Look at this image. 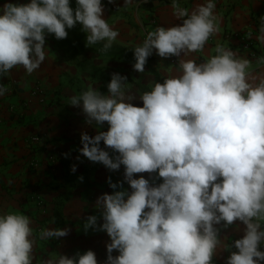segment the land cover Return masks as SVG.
I'll return each mask as SVG.
<instances>
[{
    "label": "clouds",
    "instance_id": "obj_1",
    "mask_svg": "<svg viewBox=\"0 0 264 264\" xmlns=\"http://www.w3.org/2000/svg\"><path fill=\"white\" fill-rule=\"evenodd\" d=\"M113 3L114 0H108ZM125 5L132 0H124ZM30 0L0 7V77L22 66L27 74L46 60V36L57 40L82 26L88 45L112 47L119 32L103 18V0ZM214 0L191 13L173 0L180 26L149 32L134 49L135 71L143 73L148 58L181 57L204 48L218 28ZM258 40L264 42V18ZM206 63L179 59L182 75L155 83L141 95L143 107L126 94L127 77L114 73L108 94L89 89L70 98L81 108L94 137L81 133L80 154L111 171L124 167L131 189L103 194L96 208L103 220L89 216L84 230L105 232V264H212L220 248V228L239 221L244 235L230 247L226 264H264V80H247L250 62L231 50L217 48ZM8 89L0 84V96ZM117 153L115 157L101 147ZM67 157V154H66ZM77 170L72 166V172ZM158 173L163 183L152 186L144 176ZM81 181L83 177H80ZM147 209V211H146ZM31 220L22 214L0 215V264H33ZM69 229H49L42 238L66 237ZM229 246H225L228 250ZM119 253L113 256L112 253ZM47 264H98L88 250L72 257L60 255Z\"/></svg>",
    "mask_w": 264,
    "mask_h": 264
},
{
    "label": "crops",
    "instance_id": "obj_2",
    "mask_svg": "<svg viewBox=\"0 0 264 264\" xmlns=\"http://www.w3.org/2000/svg\"><path fill=\"white\" fill-rule=\"evenodd\" d=\"M6 2L25 4L30 0H0V7ZM214 2L218 31L210 36L204 48L186 56L181 54L179 58H161L154 50L143 73L133 68L134 49L143 45L149 32L183 23L174 14L173 0H132L127 5L124 0H114L110 8L109 2H103V18L119 32L110 49L105 51V42H99L88 45L86 52L69 55L47 35L46 60L38 70L29 75L22 66H17L0 77V84L8 89L0 96V215L16 213L31 220L33 264H47L49 260H58L60 255L72 257L88 250L96 254L98 264H105L110 238L98 230L86 232L84 224L92 215L98 217V224L103 223L96 201L103 194H113L109 179L122 184L115 191L131 192L124 182L123 166L111 171L80 154L81 133L94 137L98 131H108L109 126L107 122L99 129L87 125L82 109L70 105L72 96L90 88L108 94L112 75L119 73L127 77L125 91L135 97L131 101L133 106L143 107L140 97L150 92L155 83L162 84L166 79L182 75L179 59L206 63L218 54V47L250 62L247 80L254 87L264 80V42L258 40L264 0ZM176 3L191 13L206 0H176ZM244 42L249 50L243 49ZM36 89L42 90V95H33ZM33 137H38L40 142L31 143ZM101 147L110 156L117 155L103 142ZM50 157L54 158L51 162ZM31 161L34 165H30ZM73 165L77 168L75 173ZM140 176L152 186L163 183L158 173L134 174V178ZM35 197L43 201L42 209L36 206ZM259 223L264 229V220ZM217 227L222 244L212 264H226L231 252L237 251L230 246L243 237L245 226L237 221L227 228ZM49 229H69V234L59 239L42 238V233ZM225 246H229L228 250ZM260 250L264 251V244ZM112 255L119 253L114 251Z\"/></svg>",
    "mask_w": 264,
    "mask_h": 264
},
{
    "label": "trees",
    "instance_id": "obj_3",
    "mask_svg": "<svg viewBox=\"0 0 264 264\" xmlns=\"http://www.w3.org/2000/svg\"><path fill=\"white\" fill-rule=\"evenodd\" d=\"M76 0H71V6L75 9ZM103 2L107 3L108 0H103ZM111 4L108 3V7L110 8ZM68 37L64 40H57L54 35H48L52 40L59 45V47L66 53L71 55H78L83 52L88 51V44L86 41V33L82 31V26L77 24L73 29L67 30ZM62 200V199H61ZM63 204V201L60 202V208Z\"/></svg>",
    "mask_w": 264,
    "mask_h": 264
},
{
    "label": "built area",
    "instance_id": "obj_4",
    "mask_svg": "<svg viewBox=\"0 0 264 264\" xmlns=\"http://www.w3.org/2000/svg\"><path fill=\"white\" fill-rule=\"evenodd\" d=\"M153 23V22H152ZM151 23V24H152ZM261 23H262V19L261 20H259V23H258V25L259 26H261ZM243 46V49H245V50H249V45H248V43L247 42H244V44L242 45ZM42 95V90H40V89H36L34 92H33V95ZM1 113H2V107H0V115H1ZM30 142L31 143H39L40 142V139L38 138V137H33V138H31V140H30ZM118 155V154H117ZM53 157H50L49 158V161L51 162V161H53ZM30 165H34V163L31 161L30 162ZM34 202H35V204H36V206H38V208H40V209H42L43 208V201L39 198V197H35L34 198Z\"/></svg>",
    "mask_w": 264,
    "mask_h": 264
}]
</instances>
